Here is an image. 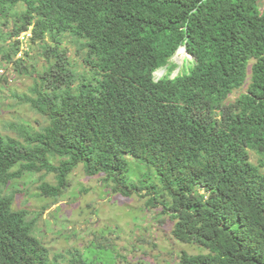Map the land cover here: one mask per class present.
<instances>
[{"label":"trees","instance_id":"trees-1","mask_svg":"<svg viewBox=\"0 0 264 264\" xmlns=\"http://www.w3.org/2000/svg\"><path fill=\"white\" fill-rule=\"evenodd\" d=\"M1 42V68L33 78L10 98L43 123L0 132V264H50L42 212L14 210L5 188L38 174L37 197L56 204L79 167L126 197L148 191L199 250L178 264H264V0H0ZM184 45L193 61L171 78Z\"/></svg>","mask_w":264,"mask_h":264},{"label":"rangeland","instance_id":"rangeland-1","mask_svg":"<svg viewBox=\"0 0 264 264\" xmlns=\"http://www.w3.org/2000/svg\"><path fill=\"white\" fill-rule=\"evenodd\" d=\"M29 36L30 34L26 39ZM67 41L69 40H65L61 49H66L71 60L79 63L76 49L68 45ZM1 44L2 42L0 47ZM33 46L35 50L31 51V55L41 53L35 44ZM26 49L24 44L22 50ZM179 53L182 57L176 56L175 63L180 68L175 75L191 64V57L185 51ZM21 56L18 54L17 58ZM39 62L37 68L40 70L44 63L41 59ZM3 68L0 66V75L7 76L9 82L0 80V88L5 87L0 93V132L17 137V131L11 132L6 128L8 123L29 124L38 128L37 120L43 123V119H39V115L28 106L19 107L20 102L10 98L12 94L28 93L33 86V78L16 74L12 64L8 70ZM166 73V68L158 71L156 79ZM252 161L260 165V156L252 153ZM261 170L264 172V168ZM39 178L38 174H27L11 182L9 187L5 188L4 194L15 193V210L42 212L34 234L49 249L51 264H60L62 256L75 249L81 250L79 256L85 264H178V257L182 252L191 255L199 253L196 247L181 244L174 239V223L163 214L160 204L156 207L147 206L152 196H147L146 190L134 192L130 197H126L113 191L112 183H104L106 177L88 176L84 169L79 167L71 174L67 192L55 205L51 199L37 197L41 184ZM46 181L56 184L53 174H50ZM104 231L108 239L105 244L107 247L101 245L103 240L95 241L96 237L101 238ZM72 234H76L74 239H65L64 236Z\"/></svg>","mask_w":264,"mask_h":264},{"label":"clouds","instance_id":"clouds-1","mask_svg":"<svg viewBox=\"0 0 264 264\" xmlns=\"http://www.w3.org/2000/svg\"><path fill=\"white\" fill-rule=\"evenodd\" d=\"M31 31H32V28H30V30L28 31V32H26V33H23V34H21V36L18 38V39H20L21 41H23V44L22 45H26L27 46V49L26 50H24L23 52H27V51H29V49H28V42H27V40L29 39H31ZM28 34H30V36H29V38L28 39H26V37L28 36ZM23 36V37H22ZM181 50H184L185 52H186V54L187 55H189L190 57H191V62L193 61V57L188 53V51H187V47H186V45H184V46H182V47H180L179 48V50L177 51V53H176V55L174 56V58H173V62L175 63V57L176 56H178V54H179V52L181 51ZM184 51H183V53H184ZM22 55V54H21ZM176 64V63H175ZM178 65V64H177ZM187 66V65H186ZM185 66V67H186ZM189 66V65H188ZM178 68H180V66L178 65ZM178 68L176 69V71L178 70ZM162 69H164V68H160V69H158L156 72H154V77H155V81L157 82V81H160L162 78H164L166 75H167V73H168V68H166L167 69V73L163 76V77H161V78H158V79H156V73L158 72V71H160V70H162ZM183 70V69H182ZM182 70H180V72L178 73V74H176L175 75V72L172 74V76H171V78H175L177 75H179L180 73H181V71ZM3 195H5V194H3ZM8 196H10V195H8ZM57 204V203H56ZM55 204V205H56ZM13 206H14V203H13ZM15 210V209H14ZM31 218H34V216H32ZM38 224V223H37ZM34 233H35V231H34ZM35 235V234H34ZM38 238V237H37ZM75 251H79V254H80V251L81 250H78V249H75L74 251H72V252H70V253H73V254H76V255H78L79 256V254H77V253H75ZM68 257H69V253L67 254V255H64V256H62V261L60 262V264H65L66 262H67V259H68ZM49 259H50V264H51V258H50V254H49Z\"/></svg>","mask_w":264,"mask_h":264},{"label":"bare ground","instance_id":"bare-ground-1","mask_svg":"<svg viewBox=\"0 0 264 264\" xmlns=\"http://www.w3.org/2000/svg\"><path fill=\"white\" fill-rule=\"evenodd\" d=\"M181 51H184V50H181ZM178 55H179L178 58H181V57H182V56H180V55H181L180 53H179ZM160 76H161V75H160Z\"/></svg>","mask_w":264,"mask_h":264}]
</instances>
